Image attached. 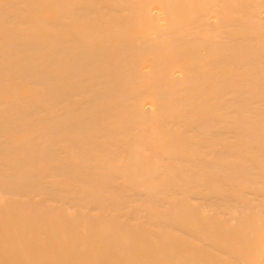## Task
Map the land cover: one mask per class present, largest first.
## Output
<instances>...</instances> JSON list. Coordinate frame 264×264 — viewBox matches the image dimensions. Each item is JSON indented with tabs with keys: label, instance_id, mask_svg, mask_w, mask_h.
Returning a JSON list of instances; mask_svg holds the SVG:
<instances>
[{
	"label": "bare ground",
	"instance_id": "1",
	"mask_svg": "<svg viewBox=\"0 0 264 264\" xmlns=\"http://www.w3.org/2000/svg\"><path fill=\"white\" fill-rule=\"evenodd\" d=\"M0 264H264V0H0Z\"/></svg>",
	"mask_w": 264,
	"mask_h": 264
}]
</instances>
